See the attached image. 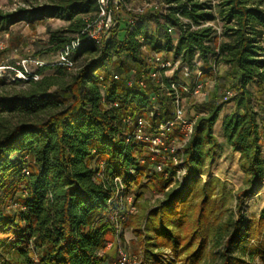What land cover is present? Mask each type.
I'll list each match as a JSON object with an SVG mask.
<instances>
[{
    "label": "trees",
    "instance_id": "obj_1",
    "mask_svg": "<svg viewBox=\"0 0 264 264\" xmlns=\"http://www.w3.org/2000/svg\"><path fill=\"white\" fill-rule=\"evenodd\" d=\"M128 2L123 0L118 24L100 45L86 36L88 25L98 15V0H58L15 11L0 10V33L20 22L37 24L50 18L65 21V27L48 30V47L43 50L54 56L72 40L81 41L72 57L76 70L47 64L72 77L67 85L46 76L30 91L0 95V264L4 247L16 257L12 264H34L35 256L41 264L106 263V245L115 233L109 215L119 207L118 201L109 203L118 187L117 178L134 195L138 212L130 227L144 245L145 259L156 258L165 264L199 263L208 246L205 237L196 245L204 205L220 183L210 178L199 187L200 176L216 160L219 143L214 127L224 104L230 101L235 102V108L224 118L222 130L232 151L240 154L239 166L244 173L238 193L240 212L244 198L263 185L264 117L255 106L251 86L264 91V0H162L167 5L164 12H148L135 25L127 21ZM123 12L128 15L120 23ZM150 20L155 26H149ZM170 28L178 32L176 40ZM143 46L148 51L166 53L191 71L200 66L215 81L221 62L227 66L228 76L234 78L231 88L236 92L226 102L214 98L191 106L189 112L200 116L183 149L185 183L179 190L166 191L162 205L151 209L140 203V178L148 172L143 184H153L154 190L163 193L168 181L160 174H150L149 161L138 162L143 149L125 143L120 119L126 113H138L150 104V92L160 91L153 87L146 91L127 88L113 80L114 73L127 72L125 58L145 65ZM82 54L95 58L80 63ZM213 63L215 71L211 72ZM6 80L11 81L4 77L0 83ZM52 87L56 88L49 93ZM115 99L122 104L119 108L111 106ZM160 102L164 105L161 119H166L172 115L169 100L161 98ZM15 112L47 116L10 124L4 115ZM196 196L202 199L201 209L193 220ZM11 200L25 209H9ZM241 221L231 215L220 223L214 216L213 249L226 239L224 249L219 251L220 264L240 263L232 250L247 237L246 229L239 227ZM164 249L171 251L172 259L166 257Z\"/></svg>",
    "mask_w": 264,
    "mask_h": 264
},
{
    "label": "built area",
    "instance_id": "obj_2",
    "mask_svg": "<svg viewBox=\"0 0 264 264\" xmlns=\"http://www.w3.org/2000/svg\"><path fill=\"white\" fill-rule=\"evenodd\" d=\"M99 12L96 19L90 23L86 29L87 39L100 45L110 38L112 29L118 24L123 0H98ZM167 5L164 3L147 2L141 7L131 8L127 6L130 16L128 24L135 25L140 16L148 11L164 12ZM170 32L174 30L169 29ZM144 38L140 37V41ZM81 46L80 39H75L62 49L55 57L53 64L63 66L68 70H76L72 57ZM0 49L3 44L0 41ZM145 65L140 69L129 68L124 74H113V80L123 82L127 88H136L146 91L149 88H159L160 94L150 92L148 106H145L138 113H126L120 119L121 128L124 133L125 143L138 145L143 149L138 162L144 164L149 161L151 164L150 174H160L164 180L168 181L166 190L177 183L179 189L185 183L186 167L184 166L183 149L190 139L195 123L200 116L197 112H189L190 107L185 103L187 98L194 99L192 105L200 106L208 98L211 89L216 85L215 79L206 74L200 66L194 71L181 64L179 60H173L164 52L148 51L143 46ZM42 68L46 65L41 59L33 56L5 60L0 63V79L9 77L11 81L25 78V73L29 72V66ZM210 71H215V64H212ZM182 74L183 78H178L176 74ZM164 78V79H163ZM166 79V84L164 80ZM191 79H194L190 82ZM104 94V91L102 90ZM236 96L232 88H226L221 94L219 102H226ZM163 98L169 100L172 115L166 119L162 118L164 105L160 102ZM168 98V99H166ZM104 101V99H103ZM121 102L115 99L111 106L119 108ZM145 153V154H144ZM24 173H28L25 169ZM118 187L115 195L109 200L110 204L119 202V207L114 208L109 215L114 227V238L108 241L106 248H115L113 260H108L106 264H144L145 252L140 249L137 253H131L122 242L125 225L131 215L136 213L134 197L126 191L122 180L117 178ZM126 199L127 206L123 207L122 202ZM9 209H22L25 207L15 200L9 201ZM137 240V239H136ZM172 259V255L166 254ZM34 264H41L38 256L34 257ZM104 264V263H103Z\"/></svg>",
    "mask_w": 264,
    "mask_h": 264
},
{
    "label": "rangeland",
    "instance_id": "obj_3",
    "mask_svg": "<svg viewBox=\"0 0 264 264\" xmlns=\"http://www.w3.org/2000/svg\"><path fill=\"white\" fill-rule=\"evenodd\" d=\"M54 1L58 0H0V10H3L5 12L15 11L20 7H28L31 4H50ZM149 1L155 2L157 4L162 3V0H129L128 5L131 8H136L141 7L143 4ZM160 22H164V19H160ZM51 23L52 28L54 29L63 27L65 25L63 21L57 19L53 21L51 20ZM149 26H155L154 20H150ZM38 29L39 32H37V35L40 36L43 34V28L39 26ZM25 31H27V34H24ZM19 35L21 36V38L23 37V39H20ZM32 35L33 34L27 28V23L25 22L14 24L9 28L7 32H1L0 41L3 44V49L7 48L9 51L3 61H13L15 59L25 58L27 55H29L30 49L34 43L31 40ZM174 36L177 37L176 33H174ZM35 54L48 57V54H45V50L43 49H40L38 51L36 50ZM78 58L80 63H86L87 61L95 57L87 54H82ZM55 59L56 57L50 54L48 63L52 64ZM48 65L47 67L43 68H36L35 66L31 65L28 67L29 72L25 73V78L16 82L6 80L4 83H0V95H14L17 93L30 91L34 88L36 82L46 76L55 77L56 81L60 85H67L72 80V77L70 75L66 73H58L55 68L49 67ZM217 67L218 69L216 73V85L211 89V91L216 94L215 98L217 99V101H220L223 90L226 88H231L233 86L234 78L228 76L227 66L223 63L219 62ZM49 68L50 70H47ZM176 75L178 76V78H183L182 74L180 73ZM193 80L194 79H191L190 82H192ZM164 83L167 86L166 79L164 80ZM55 88L56 87H52L49 90V93H52ZM251 89L255 95V106L264 117V91H260L257 85L251 86ZM185 103L188 105V107H190L189 109H191V106L194 103V99L187 98ZM234 108V101H230L224 104V108L214 127V133L219 143L218 155L214 164L212 166H206L203 174L200 176L201 181L199 187H202V185L210 178L218 179L220 183L217 184L215 195L208 199L207 205H204L205 215L203 217L202 231L198 235L196 245L199 243L200 238L205 237V241L208 243V246L203 252L201 260L197 264H220L221 256L219 254V251L224 249L226 239H224V244L222 246L214 250L212 247L214 242L211 240V228L215 224L214 216H217L219 218L220 223H224L231 215H233L234 219L238 222L241 221L243 215L244 218L240 222L239 227L242 229L245 228L247 231L246 240L242 243L234 245L232 250L233 257L239 260L240 263L238 264H264V182L262 187L253 195L244 198V204L242 205V210L240 212V210L238 209V193L243 187L244 180V173L239 166L240 154L238 152L232 151L231 147L227 144L222 130V123L224 118L228 114H230L234 110ZM46 116L47 115L45 114H40L37 116H26L16 112L4 115L5 120H7L10 124H15L21 120H26L29 122L43 120L46 118ZM146 174L149 175L148 172ZM147 175H144L140 178V187L138 188V192L142 193V199L140 200L141 202H139L141 204H147L149 209H151L162 205L163 200L166 199L164 194L168 190L164 189L163 193L154 190L155 188L153 184H151L150 187L144 185L143 183L146 181ZM172 189L179 190V185L177 183L173 184L169 187V190ZM131 194L133 195V193ZM201 200L202 199H200L199 196H196L193 200V220H196L197 216L200 213ZM122 206H127L126 199L123 200ZM134 206L137 213L138 207L135 205V201ZM212 208L214 210L213 212H211ZM12 210L15 211L16 208H13ZM136 213L134 215H131L127 223L124 224L125 231L124 236L122 237V242L133 254L137 253L140 249L144 250V245L136 240L137 236L134 233L133 229L130 227V223L136 217ZM215 244H217V241H215ZM111 250L113 252H111ZM111 250H108L107 248L105 250L109 255V261L113 260L115 255V248H111ZM163 252L164 254H168L170 256L172 255L169 249H164ZM15 259L16 257L11 254V251L8 247H4L1 250V264L15 263ZM149 261L150 260L145 259L144 264H165L161 260H156V258L154 260H151L150 262Z\"/></svg>",
    "mask_w": 264,
    "mask_h": 264
},
{
    "label": "crops",
    "instance_id": "obj_4",
    "mask_svg": "<svg viewBox=\"0 0 264 264\" xmlns=\"http://www.w3.org/2000/svg\"><path fill=\"white\" fill-rule=\"evenodd\" d=\"M148 12H152V11H148ZM148 12H147V13H148ZM127 15H128V14H127L126 12H123V18L120 19V23H124V22H125ZM51 20L53 21V20H56V19H51V18H50V19H48V20H46V21H43V22H40V23H37V24H27V28H28L29 31L33 34V35L31 36V40H32L34 43H33L32 47H31V49H30V53H29V55H27L26 57H28V56L37 57V58L41 59L44 63H46V65H47V64H50V63H48L50 53L45 52V54H48V55H47L48 57H45V56H42V55L35 54V52H36V50L38 51V50H40V49H45L46 47H48V38H49L48 30H57V29L62 28V27H60V28H56V29L52 28ZM57 20H60V19H57ZM61 21H63V20H61ZM63 22H64V24H65L63 27H65V26L67 25V23H66L65 21H63ZM39 26H40L41 28H43V34L40 35V36H42V37H40L39 35H37V32H39V31H38V30H39V29H38ZM174 33H176L177 37L174 36ZM24 34H27V31H25ZM19 36H20V35H19ZM178 36H179L178 32H177L176 30H174V31H173V38L176 40V39L178 38ZM20 39H23V37L21 38V36H20ZM18 43H19V42H18ZM8 53H9V51H8L7 48H6V49H0V63L3 62L4 58L6 57V55H7ZM15 58H16V57H15ZM124 60H125V65H126V67H127L128 69H129V68H133V67H136V68L140 69V68L142 67L141 65L134 64V63L131 62L128 58H125ZM49 62H50V61H49ZM215 97H216V94H215L213 91H211V92L209 93V95H208V98L206 99V100H207L206 102H208V101L214 99ZM261 192H262V191H261ZM261 192H260V193H261ZM110 250H111V249H110ZM111 252H113V251L111 250Z\"/></svg>",
    "mask_w": 264,
    "mask_h": 264
}]
</instances>
